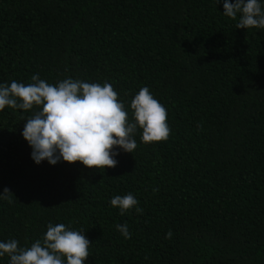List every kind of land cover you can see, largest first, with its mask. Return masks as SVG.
Returning <instances> with one entry per match:
<instances>
[{
    "label": "trees",
    "instance_id": "1",
    "mask_svg": "<svg viewBox=\"0 0 264 264\" xmlns=\"http://www.w3.org/2000/svg\"><path fill=\"white\" fill-rule=\"evenodd\" d=\"M223 10V0H0V84L108 82L129 122L148 87L171 128L148 144L138 128L114 168L37 164L22 135L37 109L5 107L0 192L13 203L0 199V241L30 247L64 223L91 242L85 264H264V29L236 28L239 14ZM128 193L141 214L111 206ZM125 223L130 239L116 229Z\"/></svg>",
    "mask_w": 264,
    "mask_h": 264
},
{
    "label": "clouds",
    "instance_id": "2",
    "mask_svg": "<svg viewBox=\"0 0 264 264\" xmlns=\"http://www.w3.org/2000/svg\"><path fill=\"white\" fill-rule=\"evenodd\" d=\"M223 9V14L233 20L239 14L236 28L264 29V6L260 0H223ZM31 81L0 84V111L5 107L37 109L26 119L22 131L37 164L47 160L55 165L63 160L80 162L87 168H114L118 163L114 158L119 154L117 147L129 153L137 148L134 134L138 128L145 144L166 141L171 134L167 109L148 87H141L131 99L134 122H129L124 103L108 82L89 83L69 77L51 84L38 75H33ZM12 194L4 188L0 199L11 204ZM138 203L131 193L116 195L110 201L121 215L134 207L141 214L143 209L137 207ZM116 229L125 239L131 238L126 223L117 224ZM171 236L169 230L165 239ZM90 244L83 230H71L64 223H49L43 237L30 247H20L16 239L0 241V257L7 254L9 264H85Z\"/></svg>",
    "mask_w": 264,
    "mask_h": 264
}]
</instances>
